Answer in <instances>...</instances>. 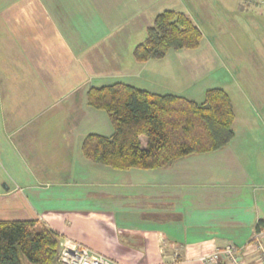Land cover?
Here are the masks:
<instances>
[{
	"label": "crops",
	"instance_id": "crops-1",
	"mask_svg": "<svg viewBox=\"0 0 264 264\" xmlns=\"http://www.w3.org/2000/svg\"><path fill=\"white\" fill-rule=\"evenodd\" d=\"M164 10L197 25V48L205 43L211 52L204 60L223 68L259 60L264 79V0H0V105L24 108L27 117L20 123L13 110L0 121L20 159L11 166L25 172L12 169L2 181L0 218L56 232L58 254L83 245L115 264H203L202 256L231 243L248 264H260L244 248L264 222V86L245 88L230 75L219 86L233 105L234 136L217 151L157 169H115L82 154L95 133L91 86L123 82L204 99L202 65H178L182 50L144 62L133 56ZM212 78L225 82L222 73ZM235 89L248 113L232 99Z\"/></svg>",
	"mask_w": 264,
	"mask_h": 264
},
{
	"label": "trees",
	"instance_id": "trees-1",
	"mask_svg": "<svg viewBox=\"0 0 264 264\" xmlns=\"http://www.w3.org/2000/svg\"><path fill=\"white\" fill-rule=\"evenodd\" d=\"M201 38L186 14L164 10L134 47L133 56L139 62L161 59L169 50L197 48ZM86 97L88 105L104 111L113 126L110 136L89 133L82 142V154L96 164L163 168L191 154L222 149L234 136L233 105L219 87L207 89L201 102L123 82L91 86ZM58 243V234L37 226L36 220H0V264H21L20 255L34 264H58Z\"/></svg>",
	"mask_w": 264,
	"mask_h": 264
},
{
	"label": "rangeland",
	"instance_id": "rangeland-1",
	"mask_svg": "<svg viewBox=\"0 0 264 264\" xmlns=\"http://www.w3.org/2000/svg\"><path fill=\"white\" fill-rule=\"evenodd\" d=\"M263 4V3H262ZM208 34L211 33V31L208 32V30H205ZM264 30L260 33H263ZM173 51V50H171ZM181 55L182 57L178 58L180 60L177 61L178 65L179 64H184L187 62H191L196 64L198 67L202 68V73H204L206 76L204 78V83H206V87L207 88H211V87H219L222 86L225 88L227 87V80H228V76L230 75L231 77V83H233L234 81L238 82L236 84L242 86V87H247V85H251L253 87H263L264 86V79H259L260 75H263V70L260 67L261 62H259V60H252V59H248L245 58L243 60H241V58L236 59L232 62H223L226 63L225 67L223 68L220 63L218 61L215 60H204V56L208 55L209 53H211L209 51V49L206 47L205 43L200 47V48H196V49H182L181 51ZM170 56V55H169ZM190 56V57H187ZM239 55H237L236 53V57H238ZM233 57V56H232ZM108 65V62H106ZM227 65V66H226ZM101 68L103 69H111V67L109 66H104L103 63H101L99 65ZM259 66V67H258ZM200 72H198L199 74ZM217 73L218 75H220L222 73V77L224 78L225 82L222 81L220 82L218 80V82H216L214 80V78H212V76ZM193 74H195V71L193 70ZM85 76V75H83ZM81 76V84L83 83V81L86 79V77ZM179 76L180 77H184V73L183 72H179ZM260 80V84H258V81ZM89 81V80H88ZM178 82V80H177ZM218 83V84H215ZM181 85V84H180ZM2 95H4V93H2ZM6 96V95H5ZM1 98V97H0ZM241 93L239 91H237L235 89L234 95H233V100L237 103V104H241L240 106V112L241 113H248V109L245 108L244 105H242V103L244 104V100H241ZM198 99V101L196 102H201L203 101L201 98H196ZM13 110H15L16 112H18V116L21 119L19 122H24V120L27 118L23 113H24V108L21 109H9V108H5L2 109L1 105H0V121L1 119H3L4 117H10L12 115ZM92 112H94V124L89 126V130L88 131H93L95 133L101 134V135H105V136H110L113 133V126L107 116V114L102 111V110H92ZM5 115V116H4ZM240 117V116H239ZM19 126V124H18ZM1 124H0V188L3 187L2 186V181H4L3 183L7 184L8 180H9V175L10 173H12V169L14 171H16V173H14V175H20L21 172H24L22 169L19 168H13L11 165L14 166H18L21 165L20 164V159L13 154V152H11V150L9 149V139L8 137L3 133V131H1ZM88 127V126H87ZM242 131V130H241ZM237 132H239L238 127H237ZM141 141L144 143L145 142V137L143 135L140 136ZM25 173V172H24ZM15 175V176H16ZM21 196V193H20ZM3 219V216L1 217ZM0 218V220H2ZM20 263L21 264H34L32 262H30L24 255H20ZM59 263V262H58Z\"/></svg>",
	"mask_w": 264,
	"mask_h": 264
},
{
	"label": "built area",
	"instance_id": "built-area-1",
	"mask_svg": "<svg viewBox=\"0 0 264 264\" xmlns=\"http://www.w3.org/2000/svg\"><path fill=\"white\" fill-rule=\"evenodd\" d=\"M264 222L260 229L253 232L252 237L247 242L244 250L250 251L257 256L260 264H264ZM241 248L228 243L223 247L216 248L200 258L203 264H248L240 255ZM59 264H115L109 258L90 251L83 245H74L63 247L58 254Z\"/></svg>",
	"mask_w": 264,
	"mask_h": 264
}]
</instances>
